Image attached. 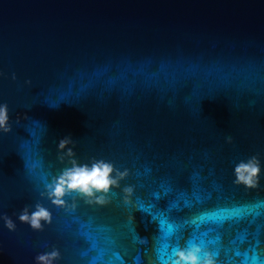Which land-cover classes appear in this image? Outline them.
<instances>
[{
  "label": "water",
  "instance_id": "water-1",
  "mask_svg": "<svg viewBox=\"0 0 264 264\" xmlns=\"http://www.w3.org/2000/svg\"><path fill=\"white\" fill-rule=\"evenodd\" d=\"M0 73V264H167L177 243L264 261V0H0ZM253 155L258 187L233 185ZM95 161L128 173L109 204L52 205L56 177ZM36 205L40 230L17 219Z\"/></svg>",
  "mask_w": 264,
  "mask_h": 264
},
{
  "label": "clouds",
  "instance_id": "clouds-1",
  "mask_svg": "<svg viewBox=\"0 0 264 264\" xmlns=\"http://www.w3.org/2000/svg\"><path fill=\"white\" fill-rule=\"evenodd\" d=\"M3 76V73H0ZM16 79L15 74L11 77ZM19 120H16L18 123ZM11 131V124L8 115L7 104L0 103V133L7 134ZM69 140L62 138L57 143L58 151H65L66 155L72 152L67 145ZM127 171H118L113 168L111 163L104 161H95L91 165L80 164L73 165L64 169L54 182L47 188V197L51 204L58 207L64 206L63 197L74 195L84 201L89 206L103 208L109 204V194L112 189L120 186V181L127 176ZM233 180L235 186L243 187L245 190L258 187L261 176V163L255 156L246 160L238 161L232 168ZM123 203L128 205L132 195L131 187H124ZM73 207L75 205L73 204ZM4 226L9 231L14 230L15 224L9 217H3ZM17 219L22 223H27L33 230L42 228L41 221L44 224L51 222L50 213L43 207L36 205L35 209L29 212L26 208L22 209L17 215ZM60 259V253L56 248L48 252L37 254L34 257V264H56ZM167 264H217L215 254L207 248H202L198 243L186 244L184 246L176 245L171 250Z\"/></svg>",
  "mask_w": 264,
  "mask_h": 264
},
{
  "label": "snow or ice",
  "instance_id": "snow-or-ice-1",
  "mask_svg": "<svg viewBox=\"0 0 264 264\" xmlns=\"http://www.w3.org/2000/svg\"><path fill=\"white\" fill-rule=\"evenodd\" d=\"M160 225H161V227L163 229L164 225H165V220L164 219L160 220ZM172 229H173V225L172 224H167L165 235H168L169 233H171ZM176 245H179V244L177 243ZM165 247H167V245H165ZM258 249H259V251H258ZM235 255L236 256H240L241 252L236 251ZM243 255H244V259L242 261H233L232 264H245V262L249 258V256H248L247 252H245ZM250 257H251V264H264V261H262L261 257H260V248H259V246H257L254 250H251V256ZM218 264H219V262H218Z\"/></svg>",
  "mask_w": 264,
  "mask_h": 264
}]
</instances>
